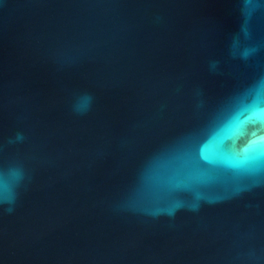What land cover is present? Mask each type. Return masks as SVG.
<instances>
[{"label": "water", "instance_id": "1", "mask_svg": "<svg viewBox=\"0 0 264 264\" xmlns=\"http://www.w3.org/2000/svg\"><path fill=\"white\" fill-rule=\"evenodd\" d=\"M0 264H264V0H0Z\"/></svg>", "mask_w": 264, "mask_h": 264}, {"label": "snow or ice", "instance_id": "2", "mask_svg": "<svg viewBox=\"0 0 264 264\" xmlns=\"http://www.w3.org/2000/svg\"><path fill=\"white\" fill-rule=\"evenodd\" d=\"M255 143V142H254Z\"/></svg>", "mask_w": 264, "mask_h": 264}]
</instances>
